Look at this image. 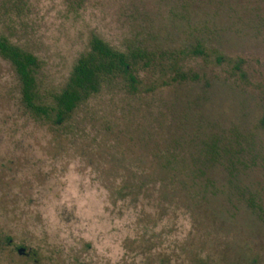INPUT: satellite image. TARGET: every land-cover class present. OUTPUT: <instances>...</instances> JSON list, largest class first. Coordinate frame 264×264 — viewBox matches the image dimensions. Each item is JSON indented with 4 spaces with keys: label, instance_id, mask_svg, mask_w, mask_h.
I'll return each mask as SVG.
<instances>
[{
    "label": "rangeland",
    "instance_id": "374dc122",
    "mask_svg": "<svg viewBox=\"0 0 264 264\" xmlns=\"http://www.w3.org/2000/svg\"><path fill=\"white\" fill-rule=\"evenodd\" d=\"M187 2L32 0L31 29L20 44L44 61L40 90L48 96L64 87L92 36L117 49L142 43L172 51L183 45ZM203 4L190 9L193 21L205 15L212 29L221 30L213 44L243 59L247 83L193 65L199 82L149 93L153 78L143 73L138 95L101 93L76 112L66 133L23 108L17 78L0 58V236L13 241L6 255L13 247L33 253L25 260L13 251L9 264H160L161 254L171 259L178 253L173 241L190 228L188 217L173 219L171 211L157 217L150 190L136 194L133 174L149 168L147 153L177 141L184 153H194L204 129L249 137L258 163L237 181L264 206V0H244L217 13ZM215 230L239 254L259 253L264 261V223L244 207ZM150 239L162 244L141 249Z\"/></svg>",
    "mask_w": 264,
    "mask_h": 264
},
{
    "label": "trees",
    "instance_id": "16d2710c",
    "mask_svg": "<svg viewBox=\"0 0 264 264\" xmlns=\"http://www.w3.org/2000/svg\"><path fill=\"white\" fill-rule=\"evenodd\" d=\"M31 1L0 0V58L10 64L17 78L23 108L62 132H70L76 112L101 93L138 95L143 73L153 78L146 88L149 93L199 82L200 75L192 69L193 65L233 83L248 82L243 59H232L216 46L221 30L212 29L205 15L194 22L192 14L196 13L190 10L204 3L214 6L216 13L223 9L232 11L244 0H188L183 7L188 25L183 45L172 51L147 49L142 43L117 49L92 36L86 51L73 64L64 87L45 96L40 90L44 61L20 44L22 36L31 29ZM259 17L264 22V15ZM261 125L264 126V118ZM201 136L194 153H184L178 141L171 148L147 153L149 168L139 167L133 174L136 194L150 190L157 217L168 215L169 211L173 219L180 213L188 217L187 235L172 243L178 253H173L171 259L161 254L160 264H264L259 253L252 257L239 254L228 237L215 235V229L225 227L238 206L264 223V206L259 198L237 181L258 163L259 156L253 153L249 137L237 130L217 133L210 128L204 129ZM149 242L151 239L145 240L146 245L141 242L140 248L149 246L147 249L152 250L162 244L156 239ZM192 248L196 249L190 255Z\"/></svg>",
    "mask_w": 264,
    "mask_h": 264
},
{
    "label": "flooded vegetation",
    "instance_id": "af4514ba",
    "mask_svg": "<svg viewBox=\"0 0 264 264\" xmlns=\"http://www.w3.org/2000/svg\"><path fill=\"white\" fill-rule=\"evenodd\" d=\"M12 239L7 236H0V261H3L5 263L8 262L9 264V259H10V253L15 251L16 255L20 259H25L28 260L30 258H33V253L30 250H27L24 247H13V250L11 249L10 252L6 255V250L9 248H12L13 243Z\"/></svg>",
    "mask_w": 264,
    "mask_h": 264
}]
</instances>
